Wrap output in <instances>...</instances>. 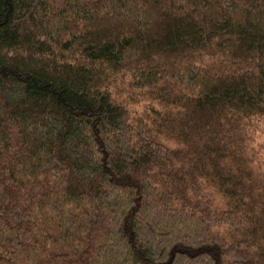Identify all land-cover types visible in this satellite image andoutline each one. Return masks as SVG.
Here are the masks:
<instances>
[{"label":"trees","instance_id":"obj_1","mask_svg":"<svg viewBox=\"0 0 264 264\" xmlns=\"http://www.w3.org/2000/svg\"><path fill=\"white\" fill-rule=\"evenodd\" d=\"M0 264H264V0H0Z\"/></svg>","mask_w":264,"mask_h":264}]
</instances>
